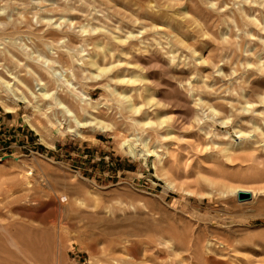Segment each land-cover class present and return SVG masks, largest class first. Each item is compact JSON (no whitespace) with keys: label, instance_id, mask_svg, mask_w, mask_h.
I'll use <instances>...</instances> for the list:
<instances>
[{"label":"rangeland","instance_id":"374dc122","mask_svg":"<svg viewBox=\"0 0 264 264\" xmlns=\"http://www.w3.org/2000/svg\"><path fill=\"white\" fill-rule=\"evenodd\" d=\"M263 2L0 0V264H264Z\"/></svg>","mask_w":264,"mask_h":264},{"label":"bare ground","instance_id":"6f19581e","mask_svg":"<svg viewBox=\"0 0 264 264\" xmlns=\"http://www.w3.org/2000/svg\"><path fill=\"white\" fill-rule=\"evenodd\" d=\"M264 3V2H263ZM253 14V13H252ZM255 21V20H254ZM256 22H257V20H256ZM97 30V29H96ZM85 31V30H84ZM100 46H101V44H100ZM102 48V47H101ZM81 51H83V50H81ZM103 52H105V49H104V51ZM81 53V52H80ZM261 54V53H260ZM258 55V54H257ZM95 57H93L92 58V60L91 61H89V64H91V65H96L97 63H98V60H96V59H94ZM262 58V57H261ZM260 58V59H261ZM103 59H104V57H103ZM82 62V61H81ZM2 64H0V93H2L3 92V87L5 86L6 87V89L7 88H9V92L5 95L6 97H4V96H2V94H0V103H2L3 104V106L5 107V109L7 110V111H9V112H13V113H16L17 111H18V106H17V101L16 100H24L25 102H31L32 100H30L28 97V95L29 94H18L17 92H16V90H15V85H14V83H11V81H7V80H5L4 79V73H2L3 72V68L5 67L4 65H3V67L1 66ZM110 66V65H109ZM6 68V67H5ZM98 68H99V66H98ZM8 69V68H7ZM6 69V70H7ZM109 69V67H101V68H99V74L101 73V72H106L107 70ZM259 69V68H258ZM8 70H11V69H8ZM98 70V69H97ZM6 73H8V72H6ZM11 73H13L12 71H11ZM10 73V75H12L13 77H14V79L15 78H17L18 76L17 75H13V74H11ZM135 73V72H134ZM9 74V73H8ZM8 74H6V75H8ZM98 74V75H99ZM137 74V73H136ZM10 75H8V76H10ZM134 75V74H133ZM8 76H5V77H7L8 78ZM121 76H122V74H121ZM126 76H129V75H126ZM12 77V78H13ZM118 77V80H122L119 76H117ZM124 77V76H123ZM139 77V76H138ZM10 78H11V76H10ZM112 78V77H111ZM131 78V77H130ZM133 78H134V76H133ZM18 80L17 81H20V82H22V84H24L29 90L28 91H31V94H33L34 95V97H39L36 93H35V91H32L31 90V88H30V86L28 85L29 83L28 82H25L24 80L25 79H19V78H17ZM15 81V80H14ZM129 81V80H128ZM13 84V85H12ZM10 86V87H9ZM15 87V88H14ZM44 87H45V85H44ZM113 88V87H112ZM3 89V90H2ZM16 89H18V88H16ZM41 89V88H40ZM45 88H43V89H41V91L42 90H44ZM132 90V89H131ZM148 91V90H147ZM11 92H12V94H11ZM149 92V91H148ZM6 93V92H5ZM30 93V92H29ZM42 94V95H41ZM120 95H121V93H119ZM125 95H127L128 97H129V95L128 94H126V92L124 93ZM149 95H150V93H149ZM151 95H152V93H151ZM154 95V94H153ZM10 96H12V99L11 100H13V103H14V105L12 106V105H9V104H6L5 103V101L3 100L4 98H6L7 99V97H10ZM40 96H43V97H49V96H51V92H49V91H47V90H45V92H42V93H40ZM76 96V95H75ZM147 96V95H146ZM263 96V95H262ZM148 97V96H147ZM150 97V96H149ZM31 98V97H30ZM73 99H74V97H72ZM5 99V100H6ZM26 99H29V100H26ZM32 99V98H31ZM53 99H56V101L54 102V104H56L60 109H61V115L63 114V115H65V116H70L71 118H74V120L76 121V126L77 127H79L80 125H84V124H86V123H88V119L90 118H85L86 120L85 121H83L82 119H79L78 118V116L76 115V113L74 112V110L72 109V107L71 106H69V105H67L64 101H65V99L64 98H61V97H56V98H53ZM67 99V98H66ZM85 99H87V101L85 100ZM83 98L81 101L79 100L78 101V104L81 106V108L83 109V110H85L86 112H88L90 115H96L97 113H95L94 111H92L91 109H93V110H95L97 107H98V105H99V102H91L90 101V97L89 98ZM148 100H150V98H148ZM262 101L264 102V100L262 99ZM83 102H86V103H83ZM133 102V101H132ZM72 103H75V102H72ZM70 104V103H69ZM40 104H38L37 106H38V110L41 112V113H43V114H46L47 113V110L50 108V105H47L46 107H40L39 106ZM75 105H76V103H75ZM74 105V106H75ZM87 105H90L91 106V108H88V106ZM55 106V105H54ZM152 106V105H151ZM52 107V106H51ZM129 107L131 108V109H133V110H138V107H136L135 105H133V103H131V104H129ZM47 108V109H46ZM58 108V109H59ZM44 109H45V111H44ZM79 109V108H78ZM82 110V111H83ZM101 110H103V108L102 109H100V111L99 112H101ZM94 112V113H93ZM78 113V112H77ZM102 113V112H101ZM98 115V114H97ZM159 117H161V116H159ZM24 118H25V121L26 122H28V123H30V125L35 129V130H37L38 131V128H36V126H35V124H33L32 123V121H31V119L28 117V116H24ZM94 118H96V116H94ZM94 118H93V120H94ZM165 118V117H164ZM98 119V118H97ZM96 119V120H97ZM90 120H91V118H90ZM92 120V121H93ZM95 120V122H97L100 126H104V125H102V121H99V120H97L96 121ZM160 120V119H159ZM58 122H59V125H62V121H60V119L58 120ZM91 122V121H90ZM94 122V121H93ZM139 122H140V120H139ZM164 123V122H163ZM76 127V128H77ZM105 127V126H104ZM78 129V128H77ZM77 129H75V127H73L72 125H70L69 126V128H68V130L69 131H71L72 133H74V131H78ZM79 132V134L81 135V132L80 131H78ZM75 134V133H74ZM76 135H78V134H76ZM123 144H125V143H127L128 144V152L131 154V155H133L134 157H136V158H138V157H140L139 156V152H137L136 151V147L134 148L133 147V145L131 144V142L129 141V140H124V142H122ZM230 143V142H229ZM230 145H232V144H230ZM147 146V145H146ZM147 148V147H146ZM234 148V147H233ZM237 149V148H236ZM146 150H148V148L146 149ZM145 154V153H144ZM157 154H159V153H157ZM28 176V175H27ZM234 189V188H233ZM238 190H244V189H241V188H238V189H236V190H232V191H236V192H238ZM250 191V190H249ZM255 195V194H254ZM248 201V200H247Z\"/></svg>","mask_w":264,"mask_h":264},{"label":"crops","instance_id":"0c3cea01","mask_svg":"<svg viewBox=\"0 0 264 264\" xmlns=\"http://www.w3.org/2000/svg\"><path fill=\"white\" fill-rule=\"evenodd\" d=\"M20 127L21 126H15V128H12L13 135L7 136L6 134L0 132V135L3 136V138H0V140L3 141V144H2L3 146L2 147H4V145H5V148H11V149L12 148H16L17 146H19V143H21L20 142L21 139H26L27 140V138H29V135L27 134L29 132V130H26V134L23 133L21 135L19 132L20 131L25 132V131H24L23 128L21 129ZM30 137H31V135H30ZM7 139H11V140L8 141ZM28 142H29V139H28ZM21 146H24V145H21Z\"/></svg>","mask_w":264,"mask_h":264},{"label":"water","instance_id":"95a60500","mask_svg":"<svg viewBox=\"0 0 264 264\" xmlns=\"http://www.w3.org/2000/svg\"><path fill=\"white\" fill-rule=\"evenodd\" d=\"M237 196L239 201H247L252 198V193L249 190H238Z\"/></svg>","mask_w":264,"mask_h":264}]
</instances>
